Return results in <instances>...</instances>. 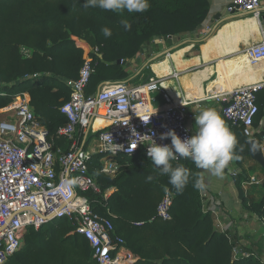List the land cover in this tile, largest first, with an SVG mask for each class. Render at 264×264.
<instances>
[{
	"label": "trees",
	"instance_id": "trees-1",
	"mask_svg": "<svg viewBox=\"0 0 264 264\" xmlns=\"http://www.w3.org/2000/svg\"><path fill=\"white\" fill-rule=\"evenodd\" d=\"M149 2L146 12L129 14L85 9L84 0H0V111L16 95L28 93L54 148L69 150L72 141L58 138L57 131L67 123L61 108L70 98L71 87L65 81L76 80L84 63L83 50L74 37L85 40L91 34L98 39L91 44L99 48V54L93 55L95 71L87 88L91 96L104 82L128 80L127 66L118 61L136 60L152 37L192 34L208 14L207 0ZM122 20L131 24L130 31L124 30ZM104 27L111 32L119 30L125 40L118 44L113 37L105 38L101 32ZM20 47L32 49V57L24 58ZM3 117L0 113V120ZM237 132L241 131L236 130L235 137ZM244 138L238 164L248 152ZM99 159L93 157L90 175L100 193L86 196L94 211L113 222L117 236L140 258L133 264H261L256 257L235 258L228 236L216 231L212 216L202 212L199 191L193 187L196 179L186 166L192 161L171 162L189 170V182L178 195L168 176L159 175L145 153L122 158V168L113 178L101 171ZM148 176L153 179L148 181ZM166 188L174 194L172 220H153ZM112 189L115 191L105 199V193ZM240 195L246 206L241 190ZM250 210L264 221V199ZM72 230L68 219L29 229L20 251L5 264H97L89 243L71 234Z\"/></svg>",
	"mask_w": 264,
	"mask_h": 264
},
{
	"label": "built area",
	"instance_id": "built-area-1",
	"mask_svg": "<svg viewBox=\"0 0 264 264\" xmlns=\"http://www.w3.org/2000/svg\"><path fill=\"white\" fill-rule=\"evenodd\" d=\"M261 8L262 0H234L226 12L230 16L258 14ZM211 31L210 26L205 28V34ZM81 49L85 52L83 66L78 78L68 82L71 95L61 108L67 123L57 131L58 138L72 141L69 150L54 148L28 93L16 95L0 111L9 117L0 121V264L20 251L29 229L38 230L53 219L71 222V234L89 243L97 264H133L134 257L117 236L113 222L99 216L86 196L100 193L90 175L93 157L99 156L101 171L113 178L122 168L119 158L140 153L147 156L151 140L144 135L155 133L152 139L158 145H171L170 139L159 138L169 130L181 139L191 136L186 105H176L164 94L165 107L155 106L154 94L160 83L154 79L139 85H130L128 80L107 81L97 93L87 95L95 71L93 55L99 54V48L81 45ZM247 53L254 62L264 61V41L248 48ZM121 65L129 66L125 60ZM262 88L252 85L228 94L222 113L234 136L240 130L248 142L258 140L264 151V136L260 140L256 137L254 125L259 114L257 95ZM99 119L109 125L94 132ZM131 147L134 149L130 151ZM173 201L174 194L166 188L153 220L171 221Z\"/></svg>",
	"mask_w": 264,
	"mask_h": 264
},
{
	"label": "crops",
	"instance_id": "crops-1",
	"mask_svg": "<svg viewBox=\"0 0 264 264\" xmlns=\"http://www.w3.org/2000/svg\"><path fill=\"white\" fill-rule=\"evenodd\" d=\"M207 1L208 14L200 29L192 34L175 36V40L163 37L154 41L151 44L154 53L150 60L144 54L131 61L132 65H136L134 69H130L131 64L126 67L130 75L128 82L130 85L145 84L150 79L159 82L160 89L154 94L157 99L155 106L165 107L164 94L174 104L186 105L187 126L191 135L194 115L206 108L214 109L229 128L222 113L227 95L243 87L260 84L263 86L258 93L260 112L255 121L256 137L260 140V135L264 133V61H252L247 49L264 41V0L258 14L231 16L234 19L224 23L226 9L234 0ZM246 21H254L252 24L256 23V31L250 27L239 31L235 26L236 22ZM207 26L212 31L205 34ZM235 139L234 155L238 159L225 169L223 178L206 173L202 176L205 187L198 190L201 210L212 216L216 231L226 234L230 241L234 238L244 256L256 250L264 254V221L250 210L252 203L260 200L264 167L252 159L249 151L238 164L244 134L237 132ZM186 164L195 179L201 178L202 170L192 162ZM113 190H109L108 194ZM240 190L247 199L246 206ZM146 244L152 246L150 241ZM122 251L125 252V248ZM132 255L138 263L140 258Z\"/></svg>",
	"mask_w": 264,
	"mask_h": 264
},
{
	"label": "clouds",
	"instance_id": "clouds-1",
	"mask_svg": "<svg viewBox=\"0 0 264 264\" xmlns=\"http://www.w3.org/2000/svg\"><path fill=\"white\" fill-rule=\"evenodd\" d=\"M83 7L99 8L105 11L129 14L143 13L150 8L149 0H84ZM121 25L125 31L131 30V24L122 20ZM105 38L112 35L108 27L101 29ZM194 128L191 136L181 139L174 130L160 134V140H171V145H158L151 135L143 138L151 140L147 147V156L151 166L161 176H168L169 184L175 189L176 194H182L189 182V170L182 165L173 166L172 161L186 158L192 161L197 169L202 170L201 178H197L193 187L202 190L205 187L203 174L223 178L225 169L231 162L238 159L234 155L236 139L234 134L225 125L220 115L211 108H206L194 115ZM134 148H130L131 151ZM152 176L147 180L151 181Z\"/></svg>",
	"mask_w": 264,
	"mask_h": 264
},
{
	"label": "rangeland",
	"instance_id": "rangeland-1",
	"mask_svg": "<svg viewBox=\"0 0 264 264\" xmlns=\"http://www.w3.org/2000/svg\"><path fill=\"white\" fill-rule=\"evenodd\" d=\"M111 37H113V39H114V41L116 42V43H118V44H120V42H123L124 40H125V37H123L121 34H120V31L119 30H116V31H114V32H112V35H111ZM74 40H75V42H76V44H77V47L78 48H80L81 49V45H83V46H85V47H87V46H89V47H92L91 46V44H96V42H98V39L96 38V37H94L93 35H87L86 37H85V40L84 39H81V38H75L74 37ZM100 41V40H99ZM83 43V44H82ZM85 44V45H84ZM20 53H21V55L24 57V58H31L32 57V54H33V50L32 49H30V48H27V47H20ZM84 51H83V55H84ZM142 56H144L142 53H140V55L137 57V59H139V58H141ZM127 62H128V64H129V67L132 65L131 64V60H126ZM131 64V65H130ZM137 64V63H136ZM128 67V66H127ZM136 67V65L135 64H133L132 65V68H130V69H134ZM69 81H71V80H66L65 81V83L68 85V82ZM1 113V112H0ZM3 115V114H2ZM4 117L2 118V120H5V119H7V118H9V117H5V115H3ZM2 120H0V121H2ZM105 125H107V122L106 121H102V120H98V121H96L95 122V126H94V130H97V129H99L100 127H104ZM103 159H106L107 158V156H103L102 157ZM118 161H119V167H120V161H122L120 158L118 159ZM121 166H122V164H121ZM261 185H262V190H261V194H260V200L259 201H257V202H253L252 203V205H256V204H259V203H261V201L264 199V183L262 182L261 183ZM115 190H113L112 192H110L109 194H107V195H111L113 192H114ZM57 222H58V220H57ZM228 238H230V237H228ZM231 243L234 245V257L235 258H238V257H244V252L242 253L241 252V250H240V248H239V246H238V243L237 242H235L234 241V238L231 240ZM247 257H256L260 262H261V264H264V254H261L260 253V251H258V250H256V252H254L253 251V254H250V253H248L247 255H246Z\"/></svg>",
	"mask_w": 264,
	"mask_h": 264
},
{
	"label": "water",
	"instance_id": "water-1",
	"mask_svg": "<svg viewBox=\"0 0 264 264\" xmlns=\"http://www.w3.org/2000/svg\"><path fill=\"white\" fill-rule=\"evenodd\" d=\"M231 19H234V17H231L230 15L226 14L224 19L222 20L223 23L224 22H227ZM200 29V27L198 28ZM165 38H172V39H176L174 37H165ZM163 39V37H159V36H156V37H152L145 45L144 47L142 48L141 50V53L144 55H146V58L147 60H150L151 57L153 56V49H152V46L151 44L156 41V40H161ZM118 64L121 65V61H118ZM100 88V86H99ZM264 136V133H262L260 135V137L262 138ZM247 148H248V151H249V154L250 156L252 157V159H254L255 161H257L260 165H262L264 167V154L261 150V147H260V142L257 140V141H249L247 142ZM52 221H56V220H51Z\"/></svg>",
	"mask_w": 264,
	"mask_h": 264
},
{
	"label": "bare ground",
	"instance_id": "bare-ground-1",
	"mask_svg": "<svg viewBox=\"0 0 264 264\" xmlns=\"http://www.w3.org/2000/svg\"><path fill=\"white\" fill-rule=\"evenodd\" d=\"M254 22V21H253ZM252 21L250 22V21H246V22H236L235 23V26L236 27H238V30L239 31H243L246 27H250L251 28V30L252 31H256V27H255V25L254 24H256V23H254V24H252L253 23ZM221 30V29H220ZM219 30V31H220ZM219 34V33H218ZM218 36V35H217ZM99 120H102V119H99ZM102 121H104V120H102ZM107 122V125H105L104 127H106V126H108L109 125V122L108 121H106ZM100 128H102V127H100ZM99 128V129H100ZM98 130V129H97Z\"/></svg>",
	"mask_w": 264,
	"mask_h": 264
}]
</instances>
